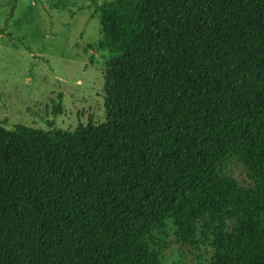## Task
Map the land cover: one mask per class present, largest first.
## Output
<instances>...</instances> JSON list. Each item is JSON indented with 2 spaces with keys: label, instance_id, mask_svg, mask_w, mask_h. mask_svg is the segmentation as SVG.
Returning a JSON list of instances; mask_svg holds the SVG:
<instances>
[{
  "label": "trees",
  "instance_id": "1",
  "mask_svg": "<svg viewBox=\"0 0 264 264\" xmlns=\"http://www.w3.org/2000/svg\"><path fill=\"white\" fill-rule=\"evenodd\" d=\"M94 8L106 119L0 125V264H165L170 226L196 264H264V0Z\"/></svg>",
  "mask_w": 264,
  "mask_h": 264
},
{
  "label": "rangeland",
  "instance_id": "2",
  "mask_svg": "<svg viewBox=\"0 0 264 264\" xmlns=\"http://www.w3.org/2000/svg\"><path fill=\"white\" fill-rule=\"evenodd\" d=\"M109 1L0 0L1 126L68 136L105 121L106 53L94 4ZM224 172L252 185L235 158ZM159 240L165 264H196L211 253L176 246L171 226Z\"/></svg>",
  "mask_w": 264,
  "mask_h": 264
}]
</instances>
